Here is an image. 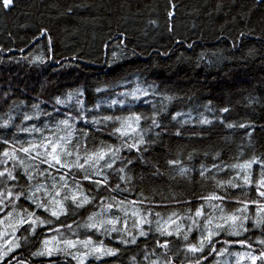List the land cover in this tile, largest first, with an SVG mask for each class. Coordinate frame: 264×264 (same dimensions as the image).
Returning <instances> with one entry per match:
<instances>
[{"label":"trees","instance_id":"16d2710c","mask_svg":"<svg viewBox=\"0 0 264 264\" xmlns=\"http://www.w3.org/2000/svg\"><path fill=\"white\" fill-rule=\"evenodd\" d=\"M137 89L148 95L137 93L139 99L133 100L131 93ZM57 98L62 103L57 104ZM113 100L117 103L112 104ZM133 112L142 116L137 131L143 130L145 143L138 149L121 147L113 167L100 168V175H92L96 169L85 165L92 180L106 175V184L97 189L76 168L66 177L71 186L74 173L94 199L76 209L75 215L69 211L67 223L72 231L60 227V232H77L73 239L90 236L94 244L117 250L114 256L86 264H151L153 260L163 264L165 252L171 264H196L197 259L200 264H232L243 252L255 253L256 264H264L260 256L264 226L253 228L251 219L245 221L247 231L239 235L221 231L213 237L216 252H210L207 243L203 252L191 253L186 247L197 243L202 231L189 219L197 208L203 213L196 217L202 225L207 214L219 215L220 208L230 214L247 204L251 217L257 206L250 201L264 203L254 183L235 188L229 183L243 184L244 173L232 165L257 161L248 169L255 181L264 162V0H11L7 8L0 0V126L7 124L0 127V140L6 138L18 148L19 142L41 136L21 129L35 126L48 136L60 120L69 119L74 125L72 141H79L83 162L86 151L138 139L135 134L128 139L113 133L119 125L104 119ZM25 113L33 118L24 120ZM81 114L87 124L79 119ZM60 128L57 134L64 135ZM3 147L0 144V150ZM6 166L12 168L13 162ZM49 171L58 180L67 170ZM21 172L19 165L13 170L14 175ZM39 179L52 184L51 178ZM21 183L26 185V180L22 178ZM8 187L27 192L26 186L21 188L15 181ZM213 194L223 199H204ZM15 203L17 212L21 203L29 210L34 207L23 197ZM110 203L114 207L108 209ZM91 212L120 217L117 228L122 231L78 228ZM138 216L151 222L141 225L145 236H138L134 227ZM169 217L175 221L170 230L175 232L179 224L180 232L161 236L157 221L163 225ZM26 227H19L14 236H0L4 250L8 239L28 237L27 242L20 238L19 248L5 252L0 264H76L63 253L51 258L33 256L32 252L43 248V240L56 233L48 225L24 233ZM124 232L137 235L135 245L119 242L130 239ZM157 241H167L168 248L159 247ZM221 248L224 252L218 254Z\"/></svg>","mask_w":264,"mask_h":264},{"label":"snow or ice","instance_id":"6c2138e0","mask_svg":"<svg viewBox=\"0 0 264 264\" xmlns=\"http://www.w3.org/2000/svg\"><path fill=\"white\" fill-rule=\"evenodd\" d=\"M11 0H3V6L7 8ZM147 96L148 92L146 90L137 89L131 96L133 100H138L139 96L137 95ZM56 103L60 104L62 101L57 98ZM78 103H82L79 102ZM117 101L113 100L112 104H116ZM121 105L124 104V101H119ZM32 107L34 109H38V104H33ZM32 116H29L27 113L24 114V120L32 119ZM142 116L137 115L136 113H132L126 117H112L105 116L104 119L107 120H115L119 126L113 127V133H118L120 137H127L128 139H132V134H135L138 139H136L133 143H127V141H122L121 145L113 148L112 145L103 146L95 152L88 153L85 152L83 157V162H81V156L79 152L80 143L77 141L73 143L72 141V133L74 129V125L69 123V119H63L58 122L57 128L54 132H51L50 135H43V129L37 128L35 126L31 128H23L21 129L27 133L39 132L41 136L39 139H31L26 142H19L20 146L17 148L13 144L9 143L8 139L0 140V144L5 145L2 150H0V165H5L2 170H0V213L4 214V219L0 220V224L7 223V226L12 229V236L15 235L17 229L23 225H27L26 228L23 229L24 233H35L37 227L43 228L44 226H52L51 231H54L56 235H53L51 239L43 240V248L41 250H37L32 252L33 256L43 257V256H53L55 253H63L64 255L71 256L72 260L76 261V264H85V261L89 256H93L95 259L99 260L104 256H114L116 255L117 250L113 248H108L103 246L100 243H93L92 238L86 237L84 239H71L66 238L60 232V227H65L72 231L71 225L67 223V217L69 215V211L73 215L76 214V209H82L85 205H89L92 203L94 197L86 194L80 184L79 181L75 179V174H72L73 184L70 186L66 177L69 176V173L72 168H76L82 170L83 175L82 179L90 181L91 183L97 186V189L100 185L106 184L108 177L105 175L103 179L92 180V175H100V168H112L113 163L118 158V154L121 150V147H126L129 150L138 149L139 145L145 143L144 136L142 135V131H137L140 127V121ZM75 119V118H72ZM79 119L83 120L85 124L89 121L85 118L83 114L80 115ZM93 124L96 123L95 120L92 121ZM152 124L156 125V120H152ZM63 126L64 135H58L61 131L60 126ZM231 126V125H229ZM0 127H7V124L2 125ZM46 128V126H45ZM81 133L84 136H87V132L84 128L80 129ZM18 153H22L23 156L18 155ZM108 156V159L105 157ZM69 157H74V159L69 160ZM8 161L13 162V167H7ZM38 161V163H36ZM104 163L101 165L100 162ZM253 163H257L255 160H246L243 164H235L231 167L239 168L243 174V184L232 183L229 181L233 188L235 187H243L244 185L254 183L256 185L255 190L259 193V197L264 198V162H260V175L259 178L255 181H252L250 178V174L248 169L251 168ZM19 165L22 169L20 175H14V168ZM41 165H46V167L41 168ZM85 165L96 169V171L90 175ZM99 166V168L97 167ZM56 168L57 172H60L61 169H65L62 174H60L59 179L57 180L55 177H52L49 169ZM119 171H123V169H119ZM203 174V173H201ZM44 177L45 181L48 178L52 179V184L49 186L46 182L41 181L39 178ZM26 180V185L21 183V179ZM123 179V177H121ZM36 180V183L33 184L32 181ZM10 181H15L16 185L25 188L27 187V192L25 191H13L12 188L8 187V183ZM118 187V186H117ZM67 189V191H63ZM21 197L24 200L30 201L29 208L24 207L21 203L19 205L20 212L16 211L17 205L16 201H19ZM114 199V198H113ZM206 200H222L223 197L216 196L215 194L204 197ZM70 201V205H67L65 202ZM133 204L137 203L136 201L132 202ZM253 205H256V209L254 215L249 217L247 215L248 207L247 204H244L242 208H237L235 213H241L240 215H236L235 213L225 214L222 208L219 209V215H213V213L207 214L203 224L197 221L196 217H200L203 215L200 208H197L195 211V215L193 217H189L192 220V224L197 227H202V231L197 243H188L186 245L187 251L191 253L203 252L205 249V244L207 243L210 246V252H216L217 249L213 244V237L219 236L221 231H225L228 235H239L241 231H247L245 228V221L251 219L252 227L258 228L264 226V203H261L259 200L250 201ZM119 204H123V201H120ZM108 209L114 207L113 204L106 205ZM213 208H217L218 206L213 205ZM119 208V205H117ZM39 213V214H38ZM47 214V215H45ZM133 215H137L134 211ZM175 215V214H173ZM61 216L66 217V219L61 220ZM55 221H59V225L55 223ZM120 222V217L111 216L110 218H105L99 212H91V214L87 215V222L83 225L77 224V227H83L85 229L95 230L97 233L103 230L104 233L110 232H119L121 229L117 228V224ZM151 222L145 216H138V218L134 221V227L137 228L138 236H145L147 233L143 230L141 225L150 224ZM175 223L171 217L168 218L167 221L164 222L163 225L160 224L159 220L157 221L156 231L159 232L161 236H172L174 234H179L180 225H176L175 232L170 230V225ZM225 225H228V228L225 229ZM0 235H4L3 232H0ZM73 235H77L73 231ZM124 235H129L130 239H120L121 244H133L135 245L137 242V235H132L128 232H124ZM58 237H60L58 239ZM23 238L25 242H27L28 237L22 236L18 237L15 240L8 239L6 244L8 245L5 251L11 252L16 248L20 247L19 240ZM184 239L187 240V234L184 235ZM240 244H244L245 241H238ZM224 243H229V241H224ZM63 247H60V245ZM159 247L167 249L168 242L164 241V243H160L157 241ZM83 248L86 251H79V248ZM70 249H77V251H69ZM5 251H0V258L5 255ZM224 249L221 248L218 254H222ZM164 262L163 264H171V259L167 257V253L164 254ZM238 258H240V254H237ZM261 257H264V252L260 253ZM251 260L256 261V256H251ZM19 264H23V261L19 262ZM151 264H159L157 260L151 261ZM196 264H200L199 259H197Z\"/></svg>","mask_w":264,"mask_h":264},{"label":"rangeland","instance_id":"374dc122","mask_svg":"<svg viewBox=\"0 0 264 264\" xmlns=\"http://www.w3.org/2000/svg\"><path fill=\"white\" fill-rule=\"evenodd\" d=\"M52 171L53 170H56V168H52L51 169ZM89 172V171H88ZM3 220V219H2ZM0 232H3L4 233V235H0L1 236V238L2 239H5V237H6V235L7 236H9L10 234H12V229L11 228H9L8 226H7V223H5V224H0ZM75 233H77V232H75ZM63 236H65V237H67V238H71V236H72V238L71 239H73L74 238V236H76V235H73V233H67V234H65V235H63ZM60 237H58V239H59ZM4 241L2 242V244H0V251H3L4 249H5V246H4ZM78 248H79V246H78ZM80 249H82V251H86L85 249H83V248H80ZM5 251V250H4ZM7 254H9L10 252H7V251H5ZM7 254H5L2 258H0V262H1V260L3 261L4 260V258L7 256ZM57 253H55L53 256H55ZM53 256H47V257H49V258H51V257H53ZM251 256H256L255 255V253H253V252H243V253H240V258H238V256L235 258V259H233L232 261H231V263L232 264H247V263H250V264H253V261L251 260ZM106 257H108V256H104V257H102L101 259H99V260H103V259H105ZM257 257V256H256ZM90 260H97V259H95L93 256H89L88 257V259L85 261V264L88 262V261H90ZM257 260H258V257H257V259H256V261L254 262V264H256V262H257Z\"/></svg>","mask_w":264,"mask_h":264},{"label":"bare ground","instance_id":"6f19581e","mask_svg":"<svg viewBox=\"0 0 264 264\" xmlns=\"http://www.w3.org/2000/svg\"><path fill=\"white\" fill-rule=\"evenodd\" d=\"M4 90V89H3ZM36 122V121H35ZM116 138V137H115ZM141 166V165H140ZM96 210V209H95ZM25 257V256H24ZM49 264V263H48Z\"/></svg>","mask_w":264,"mask_h":264}]
</instances>
